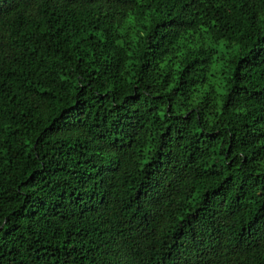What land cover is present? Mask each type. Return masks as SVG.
Segmentation results:
<instances>
[{"label": "trees", "instance_id": "16d2710c", "mask_svg": "<svg viewBox=\"0 0 264 264\" xmlns=\"http://www.w3.org/2000/svg\"><path fill=\"white\" fill-rule=\"evenodd\" d=\"M0 264H264V0H0Z\"/></svg>", "mask_w": 264, "mask_h": 264}]
</instances>
